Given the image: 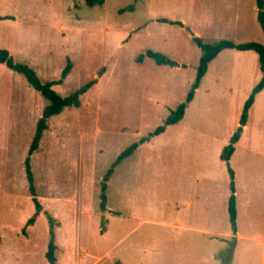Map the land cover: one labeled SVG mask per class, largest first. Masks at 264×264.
Wrapping results in <instances>:
<instances>
[{
  "label": "rangeland",
  "instance_id": "374dc122",
  "mask_svg": "<svg viewBox=\"0 0 264 264\" xmlns=\"http://www.w3.org/2000/svg\"><path fill=\"white\" fill-rule=\"evenodd\" d=\"M0 15L11 17L0 20V47L42 82L60 78L70 61L52 86L61 96L95 81L79 106L47 118L30 155L41 211L26 226L35 205L24 161L47 100L0 63V264H50L51 219L54 264H264V198L254 191L251 213L244 196L247 151L264 168L258 107L231 161L241 189L238 235L220 158L251 91L245 83L231 81L230 94L231 85L213 81L211 64L212 80L195 90L183 118L139 143L185 100L201 55L193 36L206 43L264 37L255 0H0ZM149 49L175 64H156ZM133 142L106 181L102 211L103 176Z\"/></svg>",
  "mask_w": 264,
  "mask_h": 264
},
{
  "label": "trees",
  "instance_id": "16d2710c",
  "mask_svg": "<svg viewBox=\"0 0 264 264\" xmlns=\"http://www.w3.org/2000/svg\"><path fill=\"white\" fill-rule=\"evenodd\" d=\"M105 0H85L86 5L95 6L101 5ZM256 8H257V19L260 24V27L264 34V0H255ZM11 18L8 15L0 16L1 19ZM162 21H167V19L161 18ZM171 23H177L182 25L180 21H171ZM194 42L201 50V55L199 58V63L196 68V75L191 83L190 89L187 92L185 100L179 103L174 110H171L169 115L164 119L163 124L157 126L153 131L148 133L147 136L142 137L139 143L144 141H148L151 136L157 135L165 130L167 125H171L177 123L182 119L185 111V107L188 102H190L193 98L194 92L199 85L201 78L206 72L207 65L210 60H212L218 52L226 48H235L238 50H246L251 49L254 50L258 54L259 68L262 73L260 80L252 87L248 97L246 98L241 115L239 117V124L237 126V130L230 136L228 143L223 147L222 152L220 154V158L224 161L226 169L229 174V188L230 195L228 198V219L230 223V227L234 232L236 230V209H235V197H234V182L233 176L234 172L229 164V158L234 151V144L240 137V133L242 131V127L246 123L248 109L251 106L256 93H258L264 87V42H256V41H248L235 43L228 39H221L214 43H206L203 42L202 39L198 36H193ZM145 55L152 58L156 64H169L174 65L175 62L160 52L147 50ZM143 54L138 56V60L141 61ZM0 63H4L9 69L14 70L24 76L28 84L33 87L35 90L40 92V94L47 100V104L43 107L42 114L38 118L36 122L35 132L33 134L30 146L28 148V156L25 158V174L28 182V190L30 192L31 198L35 205V213L33 216L29 217L26 221V226L34 223L37 214L41 211V205L38 203L36 198V190L33 181V174L30 166V155L38 148L39 141L42 137L44 130L47 128V118L59 114L64 107L67 106H79L80 104V96L84 94L93 84L94 80L86 82L80 87L76 88L74 91L69 93L66 96H61L57 93L52 86L56 84H61L63 79L68 75L71 69V63L67 60L65 67L61 71L60 78L56 80H48L42 82L38 77L37 73L33 68L28 66L22 62H15L13 57L10 55L9 51L6 48L0 47ZM138 142H133L129 146H127L124 150H122L112 162L110 167L107 169L105 175L103 176V182L101 184V193H100V204L99 207L103 211L105 210L106 203V181L113 173L114 168L118 163H120L124 158L128 157L138 146ZM51 219V218H50ZM50 237L48 241L47 251L45 252V257L49 261L50 264L55 263V249L56 245L54 243V231H53V222L50 220ZM24 232V230H23ZM115 264H121L117 261Z\"/></svg>",
  "mask_w": 264,
  "mask_h": 264
},
{
  "label": "crops",
  "instance_id": "0c3cea01",
  "mask_svg": "<svg viewBox=\"0 0 264 264\" xmlns=\"http://www.w3.org/2000/svg\"><path fill=\"white\" fill-rule=\"evenodd\" d=\"M263 8H264V6H263ZM232 41L235 43L248 42V41H256V42L263 43L264 37L262 39H256V40L255 39L254 40L247 39V40H240L239 41L238 39H236V40H232ZM234 60H235V62H234ZM211 64L213 65L214 69H216L215 75L213 77V81H215L216 83H219L220 88H224L225 90H226L227 86L231 85V88H229L230 94H232L231 90L233 87L231 81H233V80L238 81L239 80L240 83H245V85H243V86H245V87H247V89L251 90L252 87L260 80L261 75H262L260 68H259L258 54L254 50H251V49L238 50L235 48H226V49H223L220 52H218L217 55L212 60L209 61L208 65H207L206 72L204 73L203 77L201 78L199 85L196 88V90L199 89L201 86L205 85V84H203L204 81H207V80L211 81L212 80L211 77H208L209 68H210ZM234 64H235V66H234ZM226 75L230 76L229 80L226 78ZM219 91H220V93L223 92V90H219ZM207 92H209L208 88H207ZM243 98H245V95L243 96ZM256 105H258V106H256ZM254 107H258V110H261V112H260L261 113V119H263V117H264V87L258 93H256L254 100L248 109V116L246 119V123L242 127L240 137L236 141V143L234 144V151L229 158L230 166H231L232 159L235 156L239 155L240 150L238 149V147L241 146L240 144L242 142L241 141L242 134L245 131L249 130V128H250V126H249V121H250V117H251L250 115L252 114ZM235 124H236V126H238L239 122H237ZM230 133H231V130L228 131V135H230ZM258 133L259 132L257 131L256 134H258ZM263 133H264V129H263V132L261 133V131H260L259 134H263ZM228 141H229V139H228ZM251 150H252V152H255V151H253L252 148H251ZM247 152H249V155H250L249 160L250 161H248L249 163L247 165H244V171L247 172V179L244 182H245V185H246V183H248L247 185H249V186L245 188L244 196H245V201L250 206V212L252 213V211H254L252 202L254 200L258 199V197H255L254 191L255 190L259 191L260 195L264 198V178H263L264 168L262 167L261 169H259V167H258L259 165H257V163H254V160L257 159V157H258L257 155H255V153H252L251 151H247ZM244 154L247 156L246 151ZM260 157L264 159V149H263V152H261ZM231 168L234 172V176H233L234 192L233 193H234V197H235V209H236V230L233 232L231 227H230V229L234 234L238 235V232H239V229H238V225H239L238 195L240 194L241 189L238 185V182H236V176H235L236 171L232 166H231ZM227 174H228V171H227ZM228 176H229V174H228ZM228 180L230 181L229 177H228ZM255 184H256V186L258 184L260 185V190H258L254 187ZM229 195H230V188H229ZM227 197L229 198V196H227ZM228 198H227V213H228ZM261 240L264 243V235L262 236Z\"/></svg>",
  "mask_w": 264,
  "mask_h": 264
}]
</instances>
